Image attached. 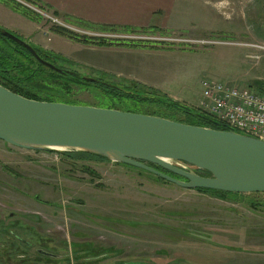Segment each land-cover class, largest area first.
<instances>
[{"label": "rangeland", "instance_id": "1", "mask_svg": "<svg viewBox=\"0 0 264 264\" xmlns=\"http://www.w3.org/2000/svg\"><path fill=\"white\" fill-rule=\"evenodd\" d=\"M191 4L189 21L196 30L193 33L200 37H188L222 36L264 43V0H192ZM210 4H219L221 9L232 4L233 16L225 21V16L213 12L212 21ZM206 10L210 12L208 21ZM223 21L245 30V35L207 34L212 22L224 27ZM251 32H256L255 39ZM174 49L193 53L175 59L182 68L184 84L190 87L205 78L253 87L256 77L264 78V62L256 70L255 63L246 58L250 52L244 48ZM72 87L73 94L65 100L78 106L186 120L182 113L161 105L109 99L98 85ZM9 214H13L11 219ZM9 222L22 225L17 233L26 245L19 251L21 262L8 259L16 253L12 248H0V264H34L30 263L33 254L26 249L29 243L34 252L60 256L50 260L39 255L40 263L49 264H264V194L226 198L204 194L132 166L75 160L47 150L27 151L0 141V225ZM6 230L15 234L13 228ZM2 241L7 248L11 240L0 238ZM110 251L115 254L109 256Z\"/></svg>", "mask_w": 264, "mask_h": 264}, {"label": "water", "instance_id": "2", "mask_svg": "<svg viewBox=\"0 0 264 264\" xmlns=\"http://www.w3.org/2000/svg\"><path fill=\"white\" fill-rule=\"evenodd\" d=\"M0 34L25 48L42 65L62 72L43 61L27 42L1 28ZM81 78L125 91L120 84L108 80L82 75ZM198 117L220 127L218 122L199 114ZM0 141L34 152H85L139 168L184 189L264 194V140L230 128L215 129L115 109L35 101L0 85Z\"/></svg>", "mask_w": 264, "mask_h": 264}, {"label": "crops", "instance_id": "3", "mask_svg": "<svg viewBox=\"0 0 264 264\" xmlns=\"http://www.w3.org/2000/svg\"><path fill=\"white\" fill-rule=\"evenodd\" d=\"M73 26L99 32L104 26H116L158 33L180 32L188 36L196 35L189 21L192 0H35ZM198 1V0H194ZM208 7V4H205ZM210 4L214 13L230 18L233 11ZM235 5V4H233ZM237 5V4H236ZM207 20L209 19V10ZM214 12V13H213ZM245 13L242 12L244 19ZM212 22L209 34L226 36L245 35V30L230 24ZM0 28L4 29L31 46L59 56L63 66L78 73L95 75L116 83H137L165 94L172 100L194 109L200 108L202 100L201 81L190 87L182 79V68L175 62L181 55L193 53L174 48L151 49L130 47L114 43L107 46L90 45L57 33L40 19L27 15L7 0H0ZM248 35L256 38V32ZM242 35V36H244ZM244 38V37H243ZM245 58V55H244ZM246 59H242L245 62ZM264 58L255 63L260 69ZM256 77L255 82L264 81ZM263 83V82H261Z\"/></svg>", "mask_w": 264, "mask_h": 264}, {"label": "trees", "instance_id": "4", "mask_svg": "<svg viewBox=\"0 0 264 264\" xmlns=\"http://www.w3.org/2000/svg\"><path fill=\"white\" fill-rule=\"evenodd\" d=\"M24 12L27 15L32 16L31 13L27 11ZM53 29L57 33L66 35L72 39L78 40L85 44L97 45V46H107L114 44L113 42H109L104 39L77 35L75 33L60 28H53ZM102 29L106 31H114V32L119 30H123L125 32L147 31V30H136L131 28H121L116 26H104ZM119 44H123V45L125 44V46H130V47H141L137 44H131V43H119ZM33 48L35 49V51L43 61L55 65L62 72L61 73L55 72L52 69L42 65L25 48L4 38L0 34V85L14 92L15 94L23 96L27 99L41 101V102H58V103L75 105L74 102L68 101L67 99L65 100V98H69L73 94L72 85L82 86V85H92V83L83 81V78H81V74L75 70L68 69L63 65L57 66L56 63L58 60H62L61 57L55 56L52 53L45 52L35 47ZM97 79L101 81H105V79L102 77H99ZM111 83L116 84V82H111ZM117 84H120L125 91L104 85H98V86L101 87L102 92L105 93L108 96V98L112 100L123 99L126 101L127 100L133 101L136 104L143 102L151 103L177 110L186 117L185 121H181L186 124L215 128V129L228 128L225 124L216 121L205 112H202L199 109L191 108L182 103L174 102L171 98H169L165 94H162L152 88H148L146 86L137 83H117ZM252 86L253 88H258L264 91V84L261 82H254ZM198 114L204 116L207 119L218 122L220 124V127L214 126L212 122L206 119L199 118ZM158 117L169 119L164 116H158ZM61 155L67 156L68 158L75 160L96 159L100 161H107L99 156H95L85 152H65V153H61ZM149 166L157 170H160L159 168L153 165H149ZM87 171L91 174H95V172L93 170H89V168H87ZM196 191L204 194H212L224 198L244 196L242 194H230V193L204 190V189H199Z\"/></svg>", "mask_w": 264, "mask_h": 264}, {"label": "built area", "instance_id": "5", "mask_svg": "<svg viewBox=\"0 0 264 264\" xmlns=\"http://www.w3.org/2000/svg\"><path fill=\"white\" fill-rule=\"evenodd\" d=\"M31 13L45 24L81 36L104 39L109 42L127 41L158 44L168 48H213L240 47L250 53L246 58L259 63L264 58V43L234 41L222 36L207 39H192L180 32H125L100 33L85 30L72 24L35 0H7ZM202 100L200 108L210 117L228 128L264 140V91L252 87H237L229 83L205 78L201 81Z\"/></svg>", "mask_w": 264, "mask_h": 264}, {"label": "flooded vegetation", "instance_id": "6", "mask_svg": "<svg viewBox=\"0 0 264 264\" xmlns=\"http://www.w3.org/2000/svg\"><path fill=\"white\" fill-rule=\"evenodd\" d=\"M156 167V166H155ZM157 168H159V167H157ZM160 169V168H159ZM159 171H163L162 169H160ZM163 172H165V171H163ZM199 174H201V175H205V176H207V174H205V173H203V172H200V171H197ZM13 217V214H9V218L11 219ZM0 227L3 229H0V232L1 233H3V234H1V237L0 238H4V239H10L11 241H10V243H9V245H8V247L6 248L4 245H3V241H2V243H0V248H4V249H9V247L10 248H12L13 249V251H16V253H15V255H11V256H8V259H11V260H14L15 262H21V259H22V256L21 255H19V251L21 250V246H23V245H26V243L23 241V239H21L20 237V234H18L17 232L19 231V230H21L20 229V227H22V225H20V224H15V223H11V222H9V224H7V225H0ZM19 227V228H18ZM6 228H13V229H15L13 232L15 233V234H11L9 231H5V229ZM19 229V230H18ZM5 233L7 234V233H9L10 235H9V237L7 236V235H5ZM11 245V246H10ZM28 245H30L28 248H26L27 249V252H30L31 254H33L31 257L33 258H31V260H30V263H34V264H49V263H40V261L42 260H40V258H39V255H41V256H44L46 259L47 258H49L50 260H57V259H59V257L60 256H53V255H50V254H47V253H45L44 251H42V250H36L35 252H34V250H33V245H31L30 243L28 244ZM26 251V250H25ZM111 253L109 254V256H112L113 254H115V253H113L112 251H110ZM53 253V252H52ZM54 254V253H53ZM104 256H108L107 254H105ZM98 258H100V257H98ZM27 259V258H26ZM106 260V259H105ZM23 261V260H22ZM180 263V262H179ZM50 264H53L52 262L50 263Z\"/></svg>", "mask_w": 264, "mask_h": 264}]
</instances>
